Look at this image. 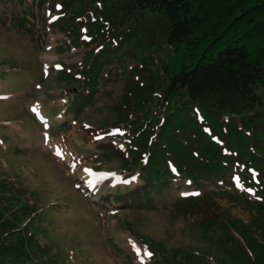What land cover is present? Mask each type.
<instances>
[{
	"label": "trees",
	"instance_id": "1",
	"mask_svg": "<svg viewBox=\"0 0 264 264\" xmlns=\"http://www.w3.org/2000/svg\"><path fill=\"white\" fill-rule=\"evenodd\" d=\"M56 6L51 28L80 51L82 62L60 63L59 80L72 87L65 94L72 98L51 117L47 134L85 110L107 67L136 45L149 51L163 42L183 58L170 72L131 69L113 124L87 138L79 159L119 164L105 202L115 196L119 204L130 197L140 202L168 183L191 192L183 200L229 193L264 207V0H62ZM24 203L10 217L0 215V264H37V249H49L28 222L19 225L15 215L38 218L43 210L33 213L36 204ZM221 215L215 208L218 253L166 251L144 236L137 246L151 253L145 255L151 264H264V244L258 249L230 221L219 224Z\"/></svg>",
	"mask_w": 264,
	"mask_h": 264
},
{
	"label": "rangeland",
	"instance_id": "2",
	"mask_svg": "<svg viewBox=\"0 0 264 264\" xmlns=\"http://www.w3.org/2000/svg\"><path fill=\"white\" fill-rule=\"evenodd\" d=\"M43 1L0 0V215L10 217L12 207L26 200L36 204L33 213L43 208L38 218L15 215L20 226L28 222V230L49 246L37 249L36 263L151 264L137 246L139 236L166 251L218 253L222 232L213 223L215 208L224 214L219 224L232 222L259 249L264 244V207L241 195L183 200L191 192L161 183L133 208H127L137 203L132 197L122 204L117 196L114 203L104 201L119 178V164L79 159L87 138L113 124L131 69L170 72L181 67L183 58L163 42L149 51L136 45L107 67L87 108L72 116L64 130L47 134L51 117L56 120L72 98L65 95L72 87L59 80L60 63L77 66L82 54L68 48L64 36L51 28L62 0Z\"/></svg>",
	"mask_w": 264,
	"mask_h": 264
},
{
	"label": "snow or ice",
	"instance_id": "3",
	"mask_svg": "<svg viewBox=\"0 0 264 264\" xmlns=\"http://www.w3.org/2000/svg\"><path fill=\"white\" fill-rule=\"evenodd\" d=\"M137 250V252H139V249H136ZM145 255H147V256H151V253L150 252H148V251H145Z\"/></svg>",
	"mask_w": 264,
	"mask_h": 264
}]
</instances>
